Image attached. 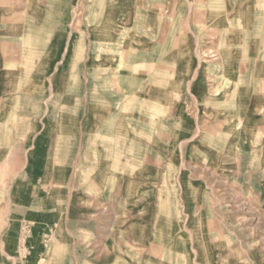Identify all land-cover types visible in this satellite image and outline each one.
<instances>
[{"label": "crops", "instance_id": "crops-1", "mask_svg": "<svg viewBox=\"0 0 264 264\" xmlns=\"http://www.w3.org/2000/svg\"><path fill=\"white\" fill-rule=\"evenodd\" d=\"M194 13L0 0V264L22 220L42 264H264V90L232 64L230 18L215 34Z\"/></svg>", "mask_w": 264, "mask_h": 264}, {"label": "rangeland", "instance_id": "rangeland-1", "mask_svg": "<svg viewBox=\"0 0 264 264\" xmlns=\"http://www.w3.org/2000/svg\"><path fill=\"white\" fill-rule=\"evenodd\" d=\"M190 2L195 11L194 16L195 14L198 17L203 16L205 14L211 13L212 11L219 15L214 20H211L210 17L207 15L208 18L206 22L207 26H204V29L207 31L212 30L215 34H219L220 32L222 33L224 26L221 27L218 26L219 19L225 18L227 20L230 18V25L226 24L225 29L231 30L232 33V59H233L232 64L237 65L238 63L240 64V62L246 64L248 70L247 82L249 83V85L254 84V87L255 86L257 88L261 87L264 90V0H190ZM213 2H215L214 7H211V3ZM75 12L76 13L74 14V16L78 17L80 15V11L77 9L75 10ZM88 15L90 16V12ZM136 16H140V15L137 14ZM117 20L119 21L116 23L117 32H127L128 28L131 29L128 23H126V21L123 19L122 15L119 16ZM139 24L141 25H138L137 29L132 28L131 32L143 29L144 25L142 23ZM204 29L203 31H205ZM203 53L204 52H202L201 49V59H200L201 70L206 69L205 63L209 60L207 58L205 59L203 58L204 57L202 56L204 55ZM215 59H218V57ZM216 64H220L219 60L216 62ZM256 68H258V70L260 71L259 73L255 72ZM231 77H232L231 79L232 86H234L236 85V81H239L240 76L238 73H233ZM255 83L257 84L255 85ZM220 92L221 93L220 94L217 93V95H222V89L220 90ZM233 92H234V88H233ZM200 107H201V115H202L203 106ZM219 107L222 108L223 105ZM206 123L207 122L201 120V127L202 125L204 126V124L206 125ZM204 134H205L204 130H202L201 128L199 136L200 135L203 136ZM184 172L187 171L185 170ZM224 173L226 172L223 170V168L216 169V177L218 182L216 183L215 188L219 192H221L223 188L222 183H220L221 181H219V176L225 175ZM187 204L188 207L191 206L190 202H187ZM25 223L30 224L33 228L32 233L28 240L29 245L32 248V251L26 260H24L23 258L20 259L17 252L21 227ZM217 223L223 224L224 223L223 218L218 217ZM228 223H230V221H228ZM257 223H258L257 218L255 217L250 218L249 224L256 225ZM34 227L35 224L28 220H22V222L20 223L16 244L15 246L14 245L12 246V250L10 253V260L13 264H42L34 261V256L36 257L35 255L36 249L31 242L32 236L34 234ZM258 232H259L258 234L257 233L254 234L256 238L261 237V235L264 237V232H262L261 229H259ZM49 234H51V239H52L53 232H50ZM250 235L251 234H248V237H250ZM260 251L261 250H259V248L256 249V248L248 247V249L244 251L240 249H234L232 250V255L242 256V257L247 256L248 259L251 258L254 260V257ZM220 252L222 253L223 251L220 250Z\"/></svg>", "mask_w": 264, "mask_h": 264}, {"label": "built area", "instance_id": "built-area-1", "mask_svg": "<svg viewBox=\"0 0 264 264\" xmlns=\"http://www.w3.org/2000/svg\"><path fill=\"white\" fill-rule=\"evenodd\" d=\"M32 226L28 223H25L21 227V232H20V239H19V244H18V255L20 259L26 260L28 256L31 254L32 248L29 245V237L32 233ZM51 240V234H47L43 240V245L44 247H47L49 242ZM39 263H43L44 259L41 258Z\"/></svg>", "mask_w": 264, "mask_h": 264}, {"label": "bare ground", "instance_id": "bare-ground-1", "mask_svg": "<svg viewBox=\"0 0 264 264\" xmlns=\"http://www.w3.org/2000/svg\"><path fill=\"white\" fill-rule=\"evenodd\" d=\"M262 3V2H261ZM213 5H211L212 7L214 6V2L212 3ZM204 5V4H203ZM210 15H212V16H217L216 14H210ZM98 71V70H97ZM217 77V76H216ZM224 77V76H223ZM132 100V99H131ZM125 103V102H124ZM133 103V102H132ZM126 104H127V102H126ZM128 105V104H127ZM131 105H133V104H131ZM134 106V105H133ZM125 107V106H124ZM126 108V107H125ZM126 111H128V108H127V110ZM127 113V112H126ZM130 113V112H129ZM158 116V115H157ZM140 122V121H139ZM131 127V126H130Z\"/></svg>", "mask_w": 264, "mask_h": 264}]
</instances>
